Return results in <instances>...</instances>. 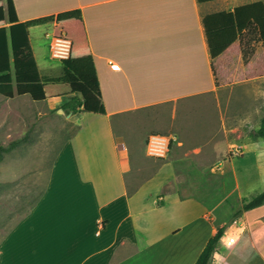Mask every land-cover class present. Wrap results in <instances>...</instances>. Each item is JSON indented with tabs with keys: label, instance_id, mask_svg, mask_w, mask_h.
Instances as JSON below:
<instances>
[{
	"label": "crops",
	"instance_id": "crops-1",
	"mask_svg": "<svg viewBox=\"0 0 264 264\" xmlns=\"http://www.w3.org/2000/svg\"><path fill=\"white\" fill-rule=\"evenodd\" d=\"M12 1L19 21L80 10L105 114L79 113L85 118L56 151L39 198L1 238L0 264H12L10 238L31 244V253L14 245L25 254L20 262L10 250L16 264H193L225 224L210 264H264V203L233 223L247 198L237 165L225 158L211 166L227 145L241 147L240 160L264 149L248 136L264 114V75L246 76L259 51L243 57L239 30L215 77L203 25L205 15L257 0ZM235 88L245 96L233 102ZM47 100L60 110L66 96ZM195 105L206 111L205 130L188 122ZM145 111L155 126L134 138L129 121ZM167 131L177 142L165 158L146 162L143 139ZM197 132L204 149L194 144ZM231 132L238 135L227 138ZM220 139L218 156L212 144ZM199 154L208 161L196 162Z\"/></svg>",
	"mask_w": 264,
	"mask_h": 264
},
{
	"label": "trees",
	"instance_id": "trees-1",
	"mask_svg": "<svg viewBox=\"0 0 264 264\" xmlns=\"http://www.w3.org/2000/svg\"><path fill=\"white\" fill-rule=\"evenodd\" d=\"M203 25L211 55V67L217 77L220 73L218 59L238 37L239 30L242 31L243 41L244 36L249 34L252 35L253 40L264 45V2L257 0L237 6L232 11L205 15ZM35 32H39L44 37L50 32L54 37L70 41L68 56L60 60L62 65L60 76L49 77L40 72L30 43L31 36ZM242 51L245 59L254 52L253 49H245L243 46ZM257 75H264V47L258 52V57L252 66L246 70V76ZM0 94L9 98L15 94H28L35 101L66 96V100L59 106L66 113L105 114L79 9H69L19 21L13 1L0 0ZM248 136L251 140L264 141V114L258 126L251 130ZM23 142H29L27 135L12 140L7 146L0 145V161L4 151ZM263 203L264 190L251 198H243L241 209L233 213L231 220L239 216L242 211ZM225 227L226 224L216 228L193 264H210Z\"/></svg>",
	"mask_w": 264,
	"mask_h": 264
},
{
	"label": "rangeland",
	"instance_id": "rangeland-1",
	"mask_svg": "<svg viewBox=\"0 0 264 264\" xmlns=\"http://www.w3.org/2000/svg\"><path fill=\"white\" fill-rule=\"evenodd\" d=\"M25 1L19 0L20 7H25ZM53 38L54 36L50 32L45 37L39 32H35L31 36V46L42 74L49 77H58L62 74V65L60 59L51 56L50 45ZM244 41L242 38V46L245 49L250 48L260 51L264 47L260 42L253 40L252 35L249 34L244 36ZM244 96L245 94L241 88L233 89V102L240 101ZM197 105L189 110L188 122L198 131L205 130L202 125L206 111ZM160 112L165 114L167 111L160 109ZM150 114V111H145L139 121L137 119L136 121H129L133 124L129 127V131L131 130L134 138L138 137L140 132L155 126L146 121L149 119ZM84 118V114L66 113L56 107L53 108L47 99L35 101L28 94H15L11 98L0 94V145L7 146L12 140L24 135H27L29 139L27 143L23 142L10 150L4 151L0 161V240L8 229L29 209L34 199L41 194L56 151L65 140L78 130ZM247 128L241 127L242 137L247 134ZM201 133L197 132L194 139L203 137ZM164 134L175 135L168 131ZM237 135V133L231 132L227 134V138L228 136L236 137ZM147 137L148 135L142 141V150L147 159L146 162L152 159L145 148ZM194 139L192 138V140ZM202 142V140L197 139L194 144H196L195 146H204L201 148L204 149L205 143ZM222 142V139H220L212 144L220 150L215 149V151L217 150L215 155L219 156L221 153ZM235 147H239L241 153L240 146L227 145L224 151L225 157H216L211 166L219 169L224 166L225 158L232 159L237 165L238 175L241 178L242 195L251 198L264 190V149L255 154H245L244 158L240 160L239 156L230 155L232 148ZM201 155L197 156L196 162L206 163L208 158ZM210 159L212 160L214 157ZM198 167L197 163L196 168ZM244 175L249 181L248 184L243 183Z\"/></svg>",
	"mask_w": 264,
	"mask_h": 264
},
{
	"label": "built area",
	"instance_id": "built-area-1",
	"mask_svg": "<svg viewBox=\"0 0 264 264\" xmlns=\"http://www.w3.org/2000/svg\"><path fill=\"white\" fill-rule=\"evenodd\" d=\"M50 48L51 56L61 60L63 58H66L69 54L70 41L61 37H54ZM175 142H177L176 135L164 133H151L148 135L145 141L146 152L151 157L163 158L167 155L171 145ZM230 155H240V148H232ZM232 221L233 223H235L236 219L234 218ZM233 242L234 238L229 237L226 241V244H231Z\"/></svg>",
	"mask_w": 264,
	"mask_h": 264
},
{
	"label": "bare ground",
	"instance_id": "bare-ground-1",
	"mask_svg": "<svg viewBox=\"0 0 264 264\" xmlns=\"http://www.w3.org/2000/svg\"><path fill=\"white\" fill-rule=\"evenodd\" d=\"M98 139H100V138H97V140H98ZM98 141H100V140H98ZM98 141H97V142H98ZM101 141H102V140H101ZM99 143H100V142H99ZM101 144H102V143H101ZM99 145H100V144H99ZM99 150H100V149H99ZM100 151H101V150H100ZM94 164H95V163H94ZM21 229H22V228H21ZM20 231H21V230H20ZM18 234H19V233H18ZM13 235L15 236V234H13ZM28 235H29V238H30V237L32 238V239L30 238L31 240L27 238L28 240H30L29 242L31 243V242L34 240L35 237H33V235H30V234H28ZM23 238H24V237H23ZM10 239L13 240L14 245L18 246V244H20V242H18V244L15 243V242H14V238H10ZM10 239H9V240H10ZM16 239H17V237H16ZM9 240L7 241V242H8V245H9V243H10ZM17 240H19V239H17ZM21 241H22V240H21ZM7 242H6V243H7ZM23 243H24V245H25L26 243H28V241L25 240V241H23ZM8 245H7V246H8ZM14 245H13V246L11 245V247H14ZM22 245H23V244L21 243V246H22ZM26 245H27V246H25V247H28L29 250H26V251H25V249H24L25 253H26V252H30V253H31V249H30L31 247H29L31 244H29V246H28V244H26ZM4 246H5V245H4ZM21 246L19 245L18 248H19V247H20L21 249L25 248L24 246H23V247H21ZM9 247H10V245H9L6 249L4 248L6 251H7V249H9L8 251L10 252V254H8V259H10V258H9V255H11L12 261H11V260H10V261L12 262V264H16V263H14V260H15V259H13L14 257H12V256H13V253L15 254V252H16V251H20V249L17 250L16 247H14V248H11V247L9 248ZM2 249H3V248H2ZM11 249L14 250L13 253H12V251H10ZM26 249H27V248H26ZM5 250L3 251V254H5ZM15 250H16V251H15ZM24 251H23V252H24ZM20 252H22V251H20ZM20 252H16V258H18V261H19V262H20L19 259H21V261L23 260V258H21V256L25 255V254L20 253ZM17 254H18V255H17ZM5 255L7 256V254H5ZM20 255H21V256H20ZM17 256H18V257H17ZM19 257H20V258H19ZM26 257H27V256H26ZM39 257H40V256H39ZM5 260H6V259H5ZM5 260H4V261H5ZM4 261L2 262V264H6V263H4ZM38 261H39V260H38ZM31 262H33V261L31 260ZM7 263H8V262H7ZM35 263H37V261H36Z\"/></svg>",
	"mask_w": 264,
	"mask_h": 264
}]
</instances>
